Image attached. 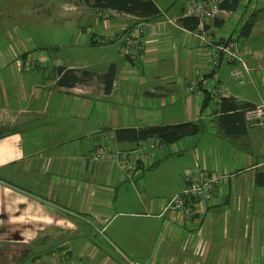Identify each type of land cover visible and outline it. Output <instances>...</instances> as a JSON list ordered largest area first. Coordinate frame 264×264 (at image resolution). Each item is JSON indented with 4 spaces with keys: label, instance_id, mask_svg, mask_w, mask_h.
I'll use <instances>...</instances> for the list:
<instances>
[{
    "label": "crops",
    "instance_id": "obj_1",
    "mask_svg": "<svg viewBox=\"0 0 264 264\" xmlns=\"http://www.w3.org/2000/svg\"><path fill=\"white\" fill-rule=\"evenodd\" d=\"M154 1L160 15L127 13L108 28L83 0L63 2L87 26L66 39L87 50L80 59L84 54L64 43H38L10 14L18 0H0V264H118L112 240L139 264H264V185L257 182L264 126H248L239 111L222 112L211 94L203 109V88L185 91L206 63L204 43L182 23L188 0L167 7ZM136 23L148 26L143 62L121 52L122 34ZM206 29L236 39L251 67L254 81L241 85L231 64H221L223 97L240 108L264 101V38L255 41L264 37V0H237ZM106 32L112 37L99 40ZM28 54L33 66L24 70ZM186 121L203 130L158 148L155 163L134 179L113 162L88 157L102 130L112 133V147L126 149L137 142L119 141L118 128ZM198 165L236 176L202 214L181 221L173 211L161 213L156 188L172 198L185 187L184 171Z\"/></svg>",
    "mask_w": 264,
    "mask_h": 264
},
{
    "label": "built area",
    "instance_id": "obj_2",
    "mask_svg": "<svg viewBox=\"0 0 264 264\" xmlns=\"http://www.w3.org/2000/svg\"><path fill=\"white\" fill-rule=\"evenodd\" d=\"M222 1L188 0L182 16L198 19L196 35L204 43L202 53L206 59L205 65L188 79L184 89L188 93H194L199 88H203L219 100L224 95L220 74V66L224 61L231 64L230 73L237 84L243 85L248 81H254L250 73L251 67L240 51L239 42L233 37L217 38L206 29V25L222 11ZM96 14L108 28L113 20H120L127 13L113 8H99ZM147 27L144 23H136L129 26L122 34L121 52L130 61L143 62L147 59ZM110 37L112 34L106 32L99 36V40L103 41L104 38L110 39ZM21 66L24 70L32 69L33 58L30 54ZM242 111L248 126H264V101L246 106ZM111 135L109 130H102L96 147L88 157L92 162H113L119 169L127 172L132 179L150 168L156 161V150L166 146L161 140L151 137L139 140L134 147L117 149L110 145ZM235 176L236 172L219 166L211 169L199 165L189 168L183 173L185 187L172 198L161 201V213L173 211L181 221L202 214L207 210V204L217 201L219 194H223ZM115 251L118 264H139L116 245Z\"/></svg>",
    "mask_w": 264,
    "mask_h": 264
},
{
    "label": "rangeland",
    "instance_id": "obj_3",
    "mask_svg": "<svg viewBox=\"0 0 264 264\" xmlns=\"http://www.w3.org/2000/svg\"><path fill=\"white\" fill-rule=\"evenodd\" d=\"M5 1L7 2L8 0ZM67 1H71V0H18L19 2L18 5L14 4L13 7L10 8V11L12 12V13L10 12V14L12 18L17 17L16 20L17 25L22 26L26 31L34 35L38 43L42 45H46L48 47L50 45H54L53 42L64 43L66 44L64 50L69 49L72 52L79 50L78 53L80 52L84 54V56L80 57V59L88 58L89 53L87 52V50L83 49L81 45H78L76 43L75 45L71 44L70 46H68L69 42L66 41V39H70L71 32L74 31L75 28H78L79 25H80L79 27H81V25L87 27L86 23L83 22L84 18L78 19L74 15H71L76 10L73 11V10L65 9V7L63 6V2H67ZM76 1L78 0H74L73 2L74 5ZM158 1L164 7H167L173 0H158ZM181 1L182 0H174L175 4H179ZM8 7H9L8 3H5L3 5V9L5 11L7 10ZM1 14L2 13H0V16ZM85 30H87V28ZM262 35H263L262 33H259L255 41L259 43V40L264 38ZM99 52L101 53V51ZM91 54L93 56L95 55L94 57L96 58L98 54V49L95 48L94 53L91 50ZM177 156H175V158ZM176 172H177L176 168L171 167V173L176 174ZM133 184L131 186L130 191H133V193L136 194L137 191H139L141 188L138 187L137 184L134 185ZM160 186L161 185H159L158 188H156L157 192H155L156 196L154 198L157 197L162 201L167 197L168 195L167 193L170 191L168 189L159 188ZM120 218H130V217H120ZM90 230H95V229L90 228ZM96 234L101 237V235L98 232H96ZM106 234L109 235L108 232H106ZM112 241L117 245L116 241L114 240ZM109 243L112 246H115V244L113 245L110 241Z\"/></svg>",
    "mask_w": 264,
    "mask_h": 264
},
{
    "label": "trees",
    "instance_id": "obj_4",
    "mask_svg": "<svg viewBox=\"0 0 264 264\" xmlns=\"http://www.w3.org/2000/svg\"><path fill=\"white\" fill-rule=\"evenodd\" d=\"M83 2L96 9L113 8L145 19H150L161 14V9L154 0H83ZM236 2L237 0H223L221 3V8H234ZM181 20L182 23L190 29H196L199 24V21L196 17L186 16L182 17ZM251 25V21L245 24L242 33L247 34ZM113 73L114 71L111 70V74ZM210 99V93L206 92L203 109L208 106V101H210ZM220 106V110L224 113L232 110L235 112L239 111L242 114V109L246 107L244 106L240 108L239 105L232 103L229 98L225 97L221 98ZM202 130V123L186 121L175 124L149 125L140 128H118L115 134L119 141L136 140V142H138L141 139L152 137L161 140L167 145L174 144L184 137L193 136ZM257 182L264 185V172L258 173Z\"/></svg>",
    "mask_w": 264,
    "mask_h": 264
}]
</instances>
